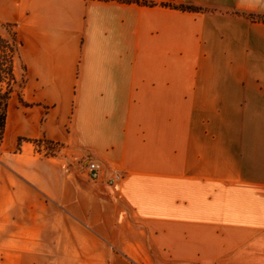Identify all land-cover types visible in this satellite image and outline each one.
I'll use <instances>...</instances> for the list:
<instances>
[{"label": "crops", "instance_id": "0c3cea01", "mask_svg": "<svg viewBox=\"0 0 264 264\" xmlns=\"http://www.w3.org/2000/svg\"><path fill=\"white\" fill-rule=\"evenodd\" d=\"M136 1L0 0V264H264V0Z\"/></svg>", "mask_w": 264, "mask_h": 264}, {"label": "trees", "instance_id": "16d2710c", "mask_svg": "<svg viewBox=\"0 0 264 264\" xmlns=\"http://www.w3.org/2000/svg\"><path fill=\"white\" fill-rule=\"evenodd\" d=\"M108 1V0H107ZM123 3H136L145 6H154L153 3L140 2L136 0H116ZM181 11L198 12L201 9L192 6H171ZM253 21L264 22V17L253 14L242 15ZM21 43L17 39L14 31L10 26L0 24V142L3 137L5 120L7 115L8 104L13 94L18 93L24 79L17 80L15 76V67L18 62V52ZM46 146L51 149L52 144L45 142ZM51 155H54L51 153Z\"/></svg>", "mask_w": 264, "mask_h": 264}, {"label": "built area", "instance_id": "2783aa9c", "mask_svg": "<svg viewBox=\"0 0 264 264\" xmlns=\"http://www.w3.org/2000/svg\"><path fill=\"white\" fill-rule=\"evenodd\" d=\"M54 148L55 147L51 146V149H49L45 143L43 144V152L45 154H51ZM86 172L91 180H95L100 174V166L96 163L88 164L86 166ZM116 180H118V176L114 174L113 178L109 181V183L113 184Z\"/></svg>", "mask_w": 264, "mask_h": 264}]
</instances>
